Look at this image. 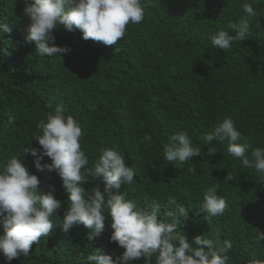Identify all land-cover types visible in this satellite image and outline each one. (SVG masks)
Returning a JSON list of instances; mask_svg holds the SVG:
<instances>
[{
	"label": "trees",
	"instance_id": "obj_1",
	"mask_svg": "<svg viewBox=\"0 0 264 264\" xmlns=\"http://www.w3.org/2000/svg\"><path fill=\"white\" fill-rule=\"evenodd\" d=\"M243 2L151 0L144 20L129 24L116 45L85 41L79 30L71 33L61 27L54 32L56 44L71 51L43 57L36 54L34 43H24L29 21L22 15L23 0H0V21L13 26L11 33L0 32V165L13 156L22 159L25 147L39 148L33 140L36 126L46 119L49 102L53 107L62 104L65 114L80 122L89 167L110 147L135 167L133 183L122 184L120 193L143 207L158 205L165 222H170L166 213L175 211L168 199L175 197L190 206L186 220L178 217L189 241L198 235L230 239L229 264L264 260V240L255 239L258 231L264 232L261 174L231 157L227 140L212 141L219 152L208 156L201 139L230 117L253 148L264 147V0L253 5L257 15L248 18L247 39L228 50L213 49L209 40L229 20L246 15ZM178 131H186L193 145L203 149L192 160L165 167L163 145ZM33 159L26 154L24 163L45 193L55 187V197L63 202L58 212L62 220L67 207L62 182L55 172L37 171ZM50 162L48 157L42 161ZM190 167L196 168L195 174ZM228 173L237 180H224ZM95 183H85L86 191ZM214 184L228 207L208 221L199 205ZM110 224L109 217L103 232L89 241L90 230L80 226L66 233L58 222L49 236L32 245L29 256L10 264H85L98 248L115 258L123 249L110 242ZM0 264H5L2 253ZM133 264H143V259Z\"/></svg>",
	"mask_w": 264,
	"mask_h": 264
},
{
	"label": "clouds",
	"instance_id": "obj_2",
	"mask_svg": "<svg viewBox=\"0 0 264 264\" xmlns=\"http://www.w3.org/2000/svg\"><path fill=\"white\" fill-rule=\"evenodd\" d=\"M23 2L22 15L29 21L24 43H34L39 56L61 57L71 48L56 44V30L61 27L71 33L79 30L85 41L91 39L113 46L125 37L129 24L144 20L145 8L151 0ZM255 3L258 0H244L242 9L246 15L229 20L225 28L209 37L213 49L228 50L234 42L247 39L248 18L257 15L253 7ZM12 31V24L0 21V32ZM47 107L50 111L36 126L33 139L40 147H25L22 159L13 156L0 165V226L3 229L0 232V253L4 255L5 264L20 256H29L32 245L49 236L58 222L66 233L80 226L90 230L87 239L91 241L103 232L109 217L113 230L110 242H115L123 252L113 258L98 248L87 255L85 264H133L141 258L143 264H153V260L155 264H229V252L233 248L230 239L198 235L189 241L180 230L178 217L183 216L186 220L190 206L170 197L168 204L175 211L166 213L170 222H165L159 218L158 205L143 207L136 199L128 198L125 192L120 193L118 190L122 184L133 183L135 167L126 162L116 147L104 148L89 167V157L80 143L83 136L80 122L74 116L66 115L62 104L53 107L49 102ZM201 139L208 156L219 152L212 141L227 140L230 156L238 159L244 168H254L261 174L260 183L264 184V147L253 148L230 117H225ZM145 140L151 141V137L146 136ZM203 148L194 146L186 131H178L163 145L164 166L168 162L192 160L201 154ZM26 154L34 158L32 163L37 171L46 169L59 176L67 194L62 220L58 212L63 202L55 197V187L50 186L46 193L39 187L40 179L24 163ZM44 157L50 158L51 162L42 163ZM188 171L195 174L196 168L190 167ZM224 180L234 181L237 176L228 173ZM90 181L96 183L86 191L84 184ZM218 188V184L207 187L199 205L208 221L222 216L228 207L226 199L218 194ZM255 239L257 242L264 240V232L258 231ZM251 264H264V260L256 259Z\"/></svg>",
	"mask_w": 264,
	"mask_h": 264
}]
</instances>
